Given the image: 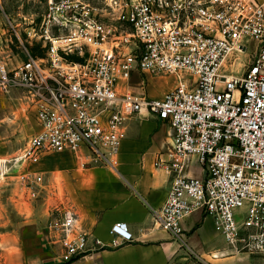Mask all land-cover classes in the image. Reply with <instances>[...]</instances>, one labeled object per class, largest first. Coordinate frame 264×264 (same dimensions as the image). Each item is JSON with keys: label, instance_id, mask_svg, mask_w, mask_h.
Returning <instances> with one entry per match:
<instances>
[{"label": "built area", "instance_id": "obj_1", "mask_svg": "<svg viewBox=\"0 0 264 264\" xmlns=\"http://www.w3.org/2000/svg\"><path fill=\"white\" fill-rule=\"evenodd\" d=\"M26 34L46 52L25 48L13 68L0 62V93L22 90L34 109L27 161L73 151L82 166L117 170L128 121L164 120L173 139L156 166L172 179L165 204L150 207L153 225L188 247L182 223L201 211L231 250L264 264V0H48ZM171 74L177 85L160 98L131 87L134 76L144 85L149 75ZM193 156L203 177L188 172ZM51 213L49 243L63 263L134 241L118 222L105 244L69 202Z\"/></svg>", "mask_w": 264, "mask_h": 264}, {"label": "crops", "instance_id": "obj_2", "mask_svg": "<svg viewBox=\"0 0 264 264\" xmlns=\"http://www.w3.org/2000/svg\"><path fill=\"white\" fill-rule=\"evenodd\" d=\"M4 33L0 19V36ZM166 76L170 77L149 75L152 86L146 93L163 97L177 84L175 75ZM172 139L173 129L166 121L134 116L128 121L127 134L117 154V170L103 165L82 166L79 153L73 151H64L63 163L47 164L51 177L55 170H62L65 201L74 206L81 227L109 245L113 240L112 227L124 222L134 241L63 263L49 243L47 227L52 213L44 212L27 218L23 225L0 229V264H202L199 258L212 264H261L256 255L231 250L216 230L214 219L201 211L182 223L193 253L170 233L153 225L150 207L161 208L165 204L172 179L168 170L156 166V161L167 158ZM188 172L204 176L196 156L192 157ZM13 198L19 201V197ZM215 253L218 258L214 259Z\"/></svg>", "mask_w": 264, "mask_h": 264}, {"label": "rangeland", "instance_id": "obj_3", "mask_svg": "<svg viewBox=\"0 0 264 264\" xmlns=\"http://www.w3.org/2000/svg\"><path fill=\"white\" fill-rule=\"evenodd\" d=\"M47 3L48 0H0V19L5 30L4 35L0 36V62H6L8 68H13L26 59L25 48H28L33 55L45 54L46 48L43 42L30 41L26 31L32 26L40 25ZM97 5L102 6L99 3ZM255 46L250 44L247 51L254 52ZM247 59L242 58V60ZM139 81L138 76H134L131 80V87L136 92H147L152 86V83L148 82L140 85ZM37 129L34 109L26 103L22 90L0 93V169L1 163L7 165L0 172L2 174L0 177V229L23 225L27 218L51 212L55 205L67 202L62 170H55L54 177H51L47 169L48 162L63 163L62 156L66 154L65 152L51 151L38 163L26 161L24 164L14 166L15 158L20 157L22 150ZM12 167L16 168L12 169ZM10 168L12 170H8ZM29 178L38 179L40 184L31 182ZM33 185L34 189H32ZM13 196L19 197V201ZM184 248L189 251L187 246Z\"/></svg>", "mask_w": 264, "mask_h": 264}, {"label": "bare ground", "instance_id": "obj_4", "mask_svg": "<svg viewBox=\"0 0 264 264\" xmlns=\"http://www.w3.org/2000/svg\"><path fill=\"white\" fill-rule=\"evenodd\" d=\"M27 160L25 159V157L24 156H20V157H18V159L16 160V162H15V164H14V166H19V164L20 163H25ZM14 168H16V167H12V169H14ZM11 168L10 169H8V170H12ZM7 171V170H6Z\"/></svg>", "mask_w": 264, "mask_h": 264}]
</instances>
